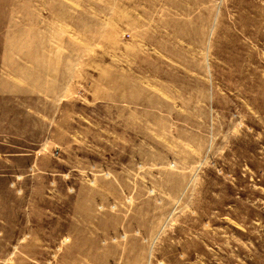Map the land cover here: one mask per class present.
Instances as JSON below:
<instances>
[{
  "label": "rangeland",
  "instance_id": "1",
  "mask_svg": "<svg viewBox=\"0 0 264 264\" xmlns=\"http://www.w3.org/2000/svg\"><path fill=\"white\" fill-rule=\"evenodd\" d=\"M8 104L0 264H264V0H0Z\"/></svg>",
  "mask_w": 264,
  "mask_h": 264
},
{
  "label": "crops",
  "instance_id": "2",
  "mask_svg": "<svg viewBox=\"0 0 264 264\" xmlns=\"http://www.w3.org/2000/svg\"><path fill=\"white\" fill-rule=\"evenodd\" d=\"M6 105V104H5ZM12 106L11 105H7L4 106V109H7V111H2L0 112L3 113L4 116H11L8 114H11L10 110ZM10 108V109H9ZM7 114V115H6ZM0 117V124L3 127V131H0L2 133L1 137H0V149H13L15 146L11 145V143H19V142H23V143H27L30 140L34 139V135L35 133H31L32 137L30 136V133L28 132V128L30 125H32L31 123L29 124V121L27 120H20L19 117ZM18 116V115H17ZM35 148V143H31V145L29 146V156L31 158H33V151Z\"/></svg>",
  "mask_w": 264,
  "mask_h": 264
}]
</instances>
